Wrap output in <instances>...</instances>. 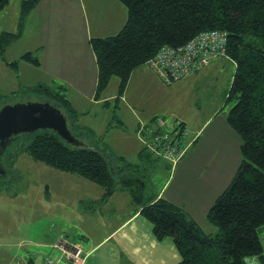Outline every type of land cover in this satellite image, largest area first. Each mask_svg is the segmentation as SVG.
I'll use <instances>...</instances> for the list:
<instances>
[{"label":"trees","instance_id":"obj_1","mask_svg":"<svg viewBox=\"0 0 264 264\" xmlns=\"http://www.w3.org/2000/svg\"><path fill=\"white\" fill-rule=\"evenodd\" d=\"M120 1L128 9L122 29L114 35L91 39L98 63V99L113 76L120 78L119 93L123 96L134 70L148 64L163 45L186 44L207 30L226 31L228 35L227 54L236 62L228 96L233 102L228 120L241 135L243 158L232 181L208 211L217 231L206 232L186 208L167 198L146 196L145 165L127 162L124 156L113 153L108 144L101 146L95 139L105 136L97 137L94 129L82 126L81 113L73 106L63 84L38 83L22 86L9 95L0 92V104L13 98L50 100L66 110L75 133L89 139L91 146L69 145L49 129L21 135L8 142L12 147H8L3 158L5 171L20 155L28 154L34 160L76 173L104 189L99 200L82 202L88 209L105 203L117 187L129 190L133 203L142 205L141 213L153 223L157 238H171L176 243L182 256L177 264H247L251 255L258 256L264 264L259 238L264 226V0ZM36 2L22 0L17 31L0 33V57L5 59L8 46L22 36L25 18ZM8 4L9 0H0V12ZM21 60L41 63L32 51L7 63L18 68ZM110 102L106 100L105 105ZM159 117L156 115L147 123ZM184 125L187 127L185 122ZM140 154L146 161L159 158L145 146ZM5 171L0 175V192L18 181L15 170Z\"/></svg>","mask_w":264,"mask_h":264},{"label":"rangeland","instance_id":"obj_2","mask_svg":"<svg viewBox=\"0 0 264 264\" xmlns=\"http://www.w3.org/2000/svg\"><path fill=\"white\" fill-rule=\"evenodd\" d=\"M9 1L11 4L0 13V32L16 26L19 19V4L15 0ZM34 35L31 33L25 40L14 44L6 52V57L14 58V52L27 44H35ZM22 61L18 69L0 57L1 93L9 95L22 85H31L45 76L30 62ZM235 71L236 62L232 58L217 57L202 71L165 84L144 64L133 72L123 97L119 93L120 78H111L100 95L110 97L109 106H103L102 102H87L83 98L85 95L76 89L66 88V94L81 113V124L94 129L95 136L99 137L97 132H104L108 126L107 137L95 140L101 146L109 141L116 155L124 154L133 163L139 161L136 155L139 142L135 134V110L142 112L145 118L157 115L185 121L190 141L193 138L191 132H198L186 160L174 170L163 157L142 163L147 168L146 196H157L169 180L162 194L173 196L175 202L190 211L206 231L217 230L208 218V209L232 181L243 158L241 135L228 120L233 105L228 96ZM87 109L90 111L85 113ZM8 147L12 146L7 143L0 154L2 176L5 171L3 158ZM9 170L18 173V181H14L9 190L4 187L5 191L0 192V264H11L23 255L40 260L43 253L51 250H55L56 258L63 261L65 257L56 247V242L66 238L89 250L96 240L103 238L110 226L125 216L122 210L127 207L130 197L127 190H118L112 201L97 210L100 212L92 213L82 208L80 199L73 201V193L62 191L59 176L67 175L79 183L75 190L82 196H87V193L99 196L103 191L100 184L34 160L28 154L20 155L5 172ZM17 190L20 192L15 193ZM51 231L59 233L60 238L52 237ZM35 241L40 244L36 249L31 247ZM101 251H105V246Z\"/></svg>","mask_w":264,"mask_h":264},{"label":"crops","instance_id":"obj_3","mask_svg":"<svg viewBox=\"0 0 264 264\" xmlns=\"http://www.w3.org/2000/svg\"><path fill=\"white\" fill-rule=\"evenodd\" d=\"M15 1L17 5L19 4L17 7L19 18L17 20V24L16 26H13V28L2 31H17L18 29L22 0ZM9 4H11L10 1ZM127 18L128 9L120 0H37L35 6L25 18V26L22 36L13 41L8 46L6 52L10 50L14 44L25 40L31 33H35V44H32L31 46L27 44L25 48L14 52V58L8 59L5 55V59H3L6 62H10L20 59V57L25 52L32 51L39 57L41 61L39 65L33 64L34 67L38 70H42L45 76H42L41 80L33 82L31 85H36L38 83H46L50 85L63 84L67 88L71 90L76 89L81 94L85 95V97H82L85 98L87 102H102V105L106 106L105 101L110 99L109 96H101L99 99L95 97L98 81V63L96 53L91 44V39L93 37H106L118 33L124 26ZM213 61L210 64L201 67L196 72L202 71L204 68L211 65ZM22 62V60L19 62V68ZM7 64L10 65L9 63ZM30 64L32 63L30 62ZM137 69L138 68H136V70ZM150 71L156 76V78L161 80L154 73L151 67ZM196 72L190 75L196 74ZM31 85L24 84L22 86ZM13 91H11V93ZM89 111L90 110L87 109L85 113H88ZM134 114L137 116L135 134L139 142L138 151L136 154L139 161L133 163L130 162L124 154L121 156H124L127 162L138 164L146 161V159L142 158L140 154L141 150L144 148V144L142 143L139 133V126L141 124L147 123L154 116L145 118L143 117L142 112L140 113L136 110L134 111ZM82 126L86 125L82 124ZM87 127L89 128L90 126ZM107 127L108 126H106L104 132H97V134L107 137ZM191 133L193 134V138L187 153L176 165H171L172 170H174L176 166H178L180 163L182 164L186 160L190 148L195 144L198 132ZM108 146L111 149L109 141ZM111 151L113 152L112 149ZM71 174L78 175L76 173ZM78 176L82 177L80 175ZM59 179L60 180H58V182L61 183L63 189L62 191L64 193H73V201H76V199L78 201L80 199V205L82 208L92 213L100 212L97 210L103 204L110 202V200L112 201L118 190H127L117 187V190L109 197L107 201H105V203L97 206V208L88 209L82 202L99 200L103 196L104 189L99 196L92 193H87V196H82L83 194L79 195L75 190L76 185L79 183L74 181L71 177L67 175H60ZM168 182L169 180H167V182L164 184L162 190L158 192L157 198L164 197L175 202L173 196H166L162 194V191ZM128 200L127 207L122 210V215H125L123 220H120L119 222L110 226V230L104 236H102L103 238L96 240L94 246L91 249L86 250L83 248L86 264H177L181 260L182 256L176 243L171 238H165L162 240L158 239L153 229V223L148 221L149 219L141 213L142 205L133 203L131 193ZM175 203L177 204V202ZM188 212L193 216L190 211ZM109 215L112 214H108V216ZM216 231L217 230H208L206 232L214 233ZM49 234L52 237L55 235L58 239L60 238V234L56 233L55 231H51ZM259 238L264 248V226L259 231ZM62 239H65L71 243H75L66 238ZM61 240L56 242L55 245L62 253L60 247L58 246L61 243ZM39 245L40 244L35 241L31 247L36 249ZM103 246H105L104 252L101 251ZM44 254H52L56 256V251L51 250L50 252L43 253L42 255ZM16 259L11 264H14ZM61 264L69 263L64 258L63 261H61ZM247 264H262V262L258 256L251 255L247 258Z\"/></svg>","mask_w":264,"mask_h":264},{"label":"built area","instance_id":"obj_4","mask_svg":"<svg viewBox=\"0 0 264 264\" xmlns=\"http://www.w3.org/2000/svg\"><path fill=\"white\" fill-rule=\"evenodd\" d=\"M227 43L226 31L207 30L186 44L163 45L147 62L156 75L169 84L196 72L217 57H228ZM139 133L144 146L155 156L167 159L172 166L183 158L192 143L182 120L159 117L153 123L142 124ZM58 246L69 264H86L81 245L62 239ZM14 264H61V258L44 254L39 260L23 255Z\"/></svg>","mask_w":264,"mask_h":264},{"label":"water","instance_id":"obj_5","mask_svg":"<svg viewBox=\"0 0 264 264\" xmlns=\"http://www.w3.org/2000/svg\"><path fill=\"white\" fill-rule=\"evenodd\" d=\"M74 127L66 110L50 100L10 99L0 104V154L9 140L46 129L57 132L69 145L91 146L90 140L76 134Z\"/></svg>","mask_w":264,"mask_h":264}]
</instances>
